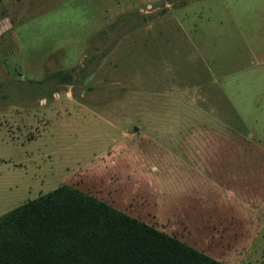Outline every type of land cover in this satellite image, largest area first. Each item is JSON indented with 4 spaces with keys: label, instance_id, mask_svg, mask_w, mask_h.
I'll list each match as a JSON object with an SVG mask.
<instances>
[{
    "label": "rangeland",
    "instance_id": "rangeland-1",
    "mask_svg": "<svg viewBox=\"0 0 264 264\" xmlns=\"http://www.w3.org/2000/svg\"><path fill=\"white\" fill-rule=\"evenodd\" d=\"M232 18L230 0H0V214L69 184L264 264V71L233 67Z\"/></svg>",
    "mask_w": 264,
    "mask_h": 264
},
{
    "label": "trees",
    "instance_id": "trees-1",
    "mask_svg": "<svg viewBox=\"0 0 264 264\" xmlns=\"http://www.w3.org/2000/svg\"><path fill=\"white\" fill-rule=\"evenodd\" d=\"M70 81L68 73L48 78ZM0 264H224L69 184L0 214Z\"/></svg>",
    "mask_w": 264,
    "mask_h": 264
},
{
    "label": "crops",
    "instance_id": "crops-1",
    "mask_svg": "<svg viewBox=\"0 0 264 264\" xmlns=\"http://www.w3.org/2000/svg\"><path fill=\"white\" fill-rule=\"evenodd\" d=\"M230 4L233 16L232 29L239 39L237 43L238 55L236 56L234 53L235 59L239 62L238 66L233 67L247 69L240 66V63L248 64V68L262 65L264 71V0H230ZM262 70L256 74L261 76ZM250 81L248 84L251 86H256L252 84L253 82L258 83L257 80Z\"/></svg>",
    "mask_w": 264,
    "mask_h": 264
}]
</instances>
